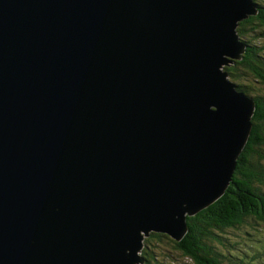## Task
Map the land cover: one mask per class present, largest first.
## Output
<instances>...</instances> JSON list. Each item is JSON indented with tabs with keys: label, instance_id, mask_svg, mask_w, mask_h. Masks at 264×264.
I'll use <instances>...</instances> for the list:
<instances>
[{
	"label": "water",
	"instance_id": "1",
	"mask_svg": "<svg viewBox=\"0 0 264 264\" xmlns=\"http://www.w3.org/2000/svg\"><path fill=\"white\" fill-rule=\"evenodd\" d=\"M253 0H0V264H145L230 185ZM144 232V234L142 233Z\"/></svg>",
	"mask_w": 264,
	"mask_h": 264
},
{
	"label": "trees",
	"instance_id": "2",
	"mask_svg": "<svg viewBox=\"0 0 264 264\" xmlns=\"http://www.w3.org/2000/svg\"><path fill=\"white\" fill-rule=\"evenodd\" d=\"M253 1L257 15L243 20L237 29L240 39L248 46L240 60L225 68L230 81L252 98L256 106L251 134L232 181L218 201L188 217V231L180 242L166 234L152 233L144 242L145 264L158 262L157 243H167L194 264H245L243 257L238 259L233 255L238 246L249 245L258 254H264V0ZM235 230L236 239L225 237ZM258 254L251 259L261 264L257 262L259 258L264 264Z\"/></svg>",
	"mask_w": 264,
	"mask_h": 264
},
{
	"label": "rangeland",
	"instance_id": "3",
	"mask_svg": "<svg viewBox=\"0 0 264 264\" xmlns=\"http://www.w3.org/2000/svg\"><path fill=\"white\" fill-rule=\"evenodd\" d=\"M246 46H248V45H246ZM242 54H241V57H242ZM235 61H237V59L236 60L232 59V64ZM230 65H231V63H229L228 65L224 66L223 67V70H225V68L226 67H229ZM236 89H237V87H236ZM142 233L144 234V232H142ZM152 233H153V231H151V234ZM237 234H238V231H236V230L235 231H229L228 233L225 234V237L227 239H229V240H234V239H236V235ZM150 236L151 235H149V236L146 237V235H145L144 236L145 237L144 238V242ZM157 244L159 245V247L156 249V252H155L156 254L155 255L158 257L157 258V261L158 262L153 263V264H194L190 259L182 256V254L180 252H177V250L170 249V246L167 243H161V244L157 243ZM157 244H155V245H157ZM260 244H262V243H260ZM164 249H166L167 252H165V253L160 252V250H164ZM170 252H172V253H170ZM254 254H258L257 249L251 248L249 245H247V246H238L237 251H235L233 253V255H235L236 257H238V259H239V257H243L244 258V261H245V264H255V261H253L251 259V257ZM258 255H260L262 257L263 261H264V254H258ZM238 261L240 262V260H238ZM257 262L262 264L261 259H259V258H258V261ZM240 263H242V262H240Z\"/></svg>",
	"mask_w": 264,
	"mask_h": 264
},
{
	"label": "clouds",
	"instance_id": "4",
	"mask_svg": "<svg viewBox=\"0 0 264 264\" xmlns=\"http://www.w3.org/2000/svg\"><path fill=\"white\" fill-rule=\"evenodd\" d=\"M242 41V40H241ZM244 42V41H243Z\"/></svg>",
	"mask_w": 264,
	"mask_h": 264
},
{
	"label": "bare ground",
	"instance_id": "5",
	"mask_svg": "<svg viewBox=\"0 0 264 264\" xmlns=\"http://www.w3.org/2000/svg\"><path fill=\"white\" fill-rule=\"evenodd\" d=\"M147 237V236H146Z\"/></svg>",
	"mask_w": 264,
	"mask_h": 264
}]
</instances>
